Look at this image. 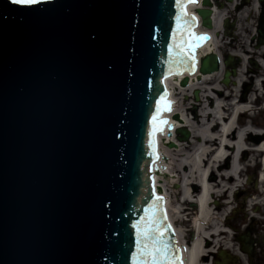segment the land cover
I'll use <instances>...</instances> for the list:
<instances>
[{"label":"water","instance_id":"1","mask_svg":"<svg viewBox=\"0 0 264 264\" xmlns=\"http://www.w3.org/2000/svg\"><path fill=\"white\" fill-rule=\"evenodd\" d=\"M173 7L175 0H42L31 8L0 0V264H132L129 219L138 223L152 187L161 197L168 183L158 132L157 147L149 144L153 116L168 112L165 83L195 80L198 67L197 54L194 71L169 75ZM203 7L211 30V1ZM259 35L264 45V29ZM219 69L212 54L199 73ZM230 76L227 69L224 85ZM177 135L191 137L185 128ZM140 181L148 196L131 218ZM168 235L173 243L172 228ZM237 240L252 256L254 241Z\"/></svg>","mask_w":264,"mask_h":264},{"label":"bare ground","instance_id":"2","mask_svg":"<svg viewBox=\"0 0 264 264\" xmlns=\"http://www.w3.org/2000/svg\"><path fill=\"white\" fill-rule=\"evenodd\" d=\"M196 10L197 6L188 4L187 12L198 19ZM214 12L213 22L215 30L218 31L222 28V21L226 17V13L220 11L217 6L214 7ZM243 12L237 19L238 21L234 22V24L237 23L236 30L239 28V31L242 30L236 37H241L243 33L248 31L245 20L240 19ZM203 30L209 29L202 27L201 33ZM215 30L212 32L214 36L212 42L207 43L199 50L197 64L203 53L219 49ZM225 46V44H222L221 48H225ZM230 47L238 50L237 54L242 57L243 64H245L246 57L241 52L250 51V46L245 45L240 40L237 43L232 42ZM261 68L264 71V61H261ZM222 72L205 76L202 84L195 83L192 75H180V81L184 77L191 78V84L188 88H181L179 83H165L167 105L171 108V111L162 113L163 120L169 121L168 125L173 126L174 129L186 128L191 134L190 142L187 144L178 142L174 137V129L172 131L166 125L162 131H158L159 145L164 150L163 161L169 165V183L178 184V189H180L174 191L180 196L176 206L172 204L170 190L166 188L165 183L162 184L161 198L163 199L162 206L166 210L168 221L175 232L179 254L183 253V264H204L203 261L208 256V251L207 247L203 245L207 242L214 241L215 246L221 248L224 235L227 233V230L222 227L223 210L231 206L232 203L230 201L223 204L217 203L218 207L214 208L215 194H218L220 199L227 198L234 188L241 187L239 180L243 176V170L240 168V155L249 151L246 149L247 145L244 144L243 140L245 131L244 134L242 132L237 134L240 125L239 121L236 125L235 118L246 115L252 108L245 109L239 100L226 105L222 101L224 98L216 97L213 94L214 90L204 85H211L214 80L220 79ZM240 72L239 69V76ZM236 82L240 83L239 78ZM195 89L200 91V97L202 98L197 104L200 106L199 119H195V117L188 118L176 109L178 103L176 96L184 92H192ZM207 91L208 94L205 95ZM260 96L261 98L264 97V93ZM205 98L210 103L208 106L205 103L207 102ZM176 114L180 115L181 118H172ZM255 135L254 141H259L253 147L256 148L254 155L257 157L264 155V133ZM195 138L197 142H195ZM172 142L177 143L178 148L170 149L167 144ZM237 156H239L238 159ZM213 174H216L215 182H211L209 178ZM181 181L182 183H180ZM261 182H264V175ZM193 186L198 189L191 191ZM255 201L257 205L258 200ZM188 204L192 205V209L189 211L195 216L193 226L190 231L188 230L191 237L190 242L186 240V231L183 229L182 224L184 223L183 214L187 211L183 205Z\"/></svg>","mask_w":264,"mask_h":264},{"label":"rangeland","instance_id":"3","mask_svg":"<svg viewBox=\"0 0 264 264\" xmlns=\"http://www.w3.org/2000/svg\"><path fill=\"white\" fill-rule=\"evenodd\" d=\"M250 2V0H248ZM255 7L250 4L247 5L245 11L241 15L240 19L245 20V24L248 27V31L242 34V41L245 45H249L253 33L255 32V22L251 18L254 13ZM246 14H250L247 18ZM242 31V30H241ZM222 38H220L221 40ZM227 38L223 42H228ZM255 44V43H254ZM250 51L241 52L246 57V63L240 68V76L236 77L235 81L228 87L225 92V98L222 100L226 105L231 104L233 101L239 100L245 109H251L246 115L239 117V129L237 134L243 133V140L249 148H253L259 141H254L256 135L264 131V97L260 95L264 93V71L261 68V61H264V46L259 48V51L255 52V47H250ZM251 61H255L257 67L251 66ZM239 74V73H238ZM239 78L240 83L236 82ZM211 87L212 85L204 84ZM213 92V91H212ZM208 91L205 92V95ZM214 94V92H213ZM217 96V95H216ZM178 103L176 109L181 111L188 118L199 119L200 106H198L194 100L193 92H184L181 95L176 96ZM254 98H257L253 103ZM202 99V98H201ZM206 105L208 106L207 98H205ZM194 107L195 113H194ZM210 108V107H209ZM212 110V109H211ZM169 112V111H168ZM160 121H164L162 114L157 115V123L161 129H164L165 125L170 129L169 121L167 124H162ZM197 142L196 138L194 139ZM254 151H248L240 155L241 166L243 170V176L239 180L241 187L234 188L233 192L228 194L227 198L220 199L218 194H215L214 208H217L219 204H223L226 201H230L232 204L225 210H223L224 216H222V227L225 228L227 233L224 235L221 248L215 246V242H207L204 247H207L208 256L205 258V263L209 261H220L216 259L220 251H226L233 257L236 256L237 260L235 264H264V182H261V178L264 175V166L260 163V156H255ZM263 157V156H261ZM239 156H237V159ZM170 163V162H169ZM211 182H215L216 174L209 177ZM182 183V181L180 182ZM166 188L170 190L171 201L173 206L178 204L180 196L174 191H179L178 184L165 183ZM232 186V185H231ZM196 186L191 187V191H195ZM247 195V196H244ZM182 199V198H181ZM258 200V204H255V200ZM187 211L183 214L184 220L190 219L191 214L189 210L192 209V205H183ZM183 229L186 231V240L190 241V229L191 226L183 224ZM189 230V231H188ZM249 234L250 238L255 240L257 246L253 258H249L241 251V245L237 242L236 237ZM226 249V250H225ZM215 257V258H214Z\"/></svg>","mask_w":264,"mask_h":264},{"label":"snow or ice","instance_id":"4","mask_svg":"<svg viewBox=\"0 0 264 264\" xmlns=\"http://www.w3.org/2000/svg\"><path fill=\"white\" fill-rule=\"evenodd\" d=\"M41 2L42 0H12V3L25 8H31ZM198 2L199 0H176L179 12L175 17L174 43L170 48L172 59L169 62V75H180L186 69L194 71L195 50L201 42L210 39L207 35L200 36L195 33L194 28L198 21L187 12L188 4ZM165 110L171 111V108L166 104ZM160 123L167 124L168 121ZM156 131L162 129L157 125V116H153V147ZM161 201L162 198L158 197L145 211V216L132 226L136 230V250L132 255V264H183L182 257L178 256L175 245L168 235L171 224L166 222L167 215Z\"/></svg>","mask_w":264,"mask_h":264},{"label":"flooded vegetation","instance_id":"5","mask_svg":"<svg viewBox=\"0 0 264 264\" xmlns=\"http://www.w3.org/2000/svg\"><path fill=\"white\" fill-rule=\"evenodd\" d=\"M214 5L217 6L220 11H225V18H224V24L226 25V29L222 25L221 30L216 31L215 33L217 34L216 37H218L217 41L219 44V49L217 50V53L219 55L220 61H221V66L225 62L229 63V70L231 73H233V69H230L232 66H238L239 68L241 67L240 62H239V55L238 50L236 48L230 47V44L232 42L237 43L238 41L242 40L241 37H236L238 34H240L241 31L240 28L236 30V24L234 22L238 21L237 19L239 18L240 14L245 10L248 4L251 6L255 7L254 13L251 15V18L255 22V32L253 33L252 40L248 46L252 47L256 45V49L259 43V32L263 31L264 29V0H236L233 3H230L226 0H212ZM174 10V7H173ZM176 10V9H175ZM227 11V12H226ZM246 16H250V14H246ZM172 28L176 29V19H173L172 23ZM246 33V32H245ZM220 38H222L220 40ZM227 38L228 42H223V40ZM174 43V42H173ZM172 43V45H173ZM255 43V44H254ZM225 44V48H221V45ZM251 50V48H250ZM259 51L256 50L255 52ZM248 52V51H247ZM172 57V56H171ZM225 73V69L223 70V74ZM221 83V78L218 79L217 81H213L211 83V88L214 90V95L219 98H225V92L228 90V88H225L223 85H220ZM232 85V84H231ZM218 86V87H217ZM231 88V86H230ZM218 259V255L216 256ZM215 258V257H214ZM205 261V260H204ZM236 263V262H235ZM231 263V264H235Z\"/></svg>","mask_w":264,"mask_h":264}]
</instances>
